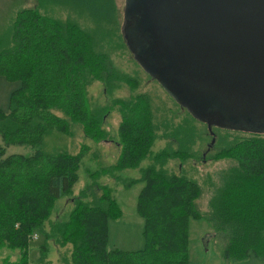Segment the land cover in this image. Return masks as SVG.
<instances>
[{
    "label": "trees",
    "instance_id": "1",
    "mask_svg": "<svg viewBox=\"0 0 264 264\" xmlns=\"http://www.w3.org/2000/svg\"><path fill=\"white\" fill-rule=\"evenodd\" d=\"M54 1L41 0L35 9L17 10L0 29V74L20 81L10 94L9 110L0 109V133L5 141L24 142L33 148L28 154H6L5 145L0 144V264H30L29 253L36 247V264H49L46 254L50 243L59 247L61 254L68 251L72 264H189L191 216L204 217L212 225L222 242L223 257L240 260L253 252L264 259V132L246 130L248 134L238 136L243 129L218 126L216 130L206 124L205 133L211 130L215 135L214 146L237 162L210 196L208 209L199 212L198 180L182 166L175 171L166 164L174 157H206L194 150L197 128L192 127L194 134L188 140L192 150L187 142L185 145L173 138L175 148L168 145L151 152L159 127L175 129L180 137L183 128L181 122L178 126L170 122L171 116L182 117L178 110L165 111L160 118L151 92L137 93V102L132 96L115 98L129 108H120L118 132L123 146L117 163L110 167L112 172L137 167L150 156V163L140 169L138 177L126 181L117 177L125 186L142 182L136 207L144 219V246L107 248V220L120 216L121 211L114 187L100 184L96 178L71 197L68 213L50 218L55 200L71 193L83 153L43 147L49 125L65 121L48 109L80 120L87 136L104 138L106 132L100 124L109 108H91L87 86L98 80L111 89L117 79L133 80L113 65L109 50H104L103 27L117 25L111 1L78 0L86 5L88 15L94 5L105 2L106 20L93 24L55 16L47 10V3ZM120 37L122 40V31ZM184 77L186 89L201 88L203 95L209 92L211 86L204 75ZM63 258L68 260L65 254Z\"/></svg>",
    "mask_w": 264,
    "mask_h": 264
},
{
    "label": "rangeland",
    "instance_id": "2",
    "mask_svg": "<svg viewBox=\"0 0 264 264\" xmlns=\"http://www.w3.org/2000/svg\"><path fill=\"white\" fill-rule=\"evenodd\" d=\"M39 1L41 3V0H0V29L7 24L9 18L14 16L17 10L21 8L35 9ZM110 1L112 3L111 6L114 11L113 16L116 18L117 25L113 26V24L107 23L103 27L102 42L106 45L104 47L105 49H103L107 52L109 50L108 55L113 65L133 78V80L124 81L122 79H117V81H115L116 84H114L111 89L105 87L104 84L98 80L88 84L86 91L89 106L93 109L96 107L109 108L100 124V127L106 132V137L104 138L94 139L91 136H87L84 131V124L81 123L80 120L72 119L70 116L65 115V113L54 110V108L48 109L49 112L55 111L57 115L64 117L65 121L59 120L49 125L51 129L47 135H44L43 147L48 150L66 149L71 152L81 151L83 153V155L80 156V163L77 168L78 178L73 184L71 193L55 200L54 209L50 214V218L55 216V219H57V217H61V214L68 213L72 208L71 197L78 194L81 188H84L88 183L92 182L93 178H96L100 184L114 187V195L121 211L120 216L107 220V248L137 249L143 247L146 242L143 233L144 219L136 207L137 195L142 186V182L135 181L125 186L124 182L118 180L117 177L120 176L121 178L119 179L124 178L123 180L125 181L129 180L128 178L138 177L140 175V169L150 163L151 159L150 156H146L140 161L137 167H127L121 170L115 169L113 172L111 169L110 171L111 165L117 163L121 147L123 146L119 140L118 132V126L122 120L120 108L122 111H126L129 108L120 101H116L115 98L124 99L132 96L135 102H137L139 99L136 98L137 93L151 92L152 102L156 107L154 110L158 111L160 118L165 111L172 112L178 110L179 114L182 115L180 119L171 116L172 119L170 120V122L176 126L180 125L179 122L183 124V128H181V137L178 136L175 129L159 127L157 137L151 145V152L153 153L168 145L175 148L177 144L173 143V138L178 139V141L186 145L189 136L194 134L191 132L192 127L197 128L195 132L194 150L198 154L202 152L203 155L206 156L204 157L206 159L193 156L181 160L180 158L174 157L168 159L166 164L175 171H178L179 167L182 166L186 174L198 180L199 193L196 198V208L199 212L208 209L210 196L223 182V176L229 167L236 164L237 160L228 153L220 152V147L214 146L215 135L211 130H207L205 133L207 128L206 124L209 128H211V126L212 128L220 126L218 124L220 122L219 117L217 118L215 116V112L218 115V110L216 108L212 110V113H202V118L192 117V119L190 116L196 114L189 110L185 104L180 103L176 99V94H173L168 88H164L162 84L154 78L158 74L153 70L143 67L145 60L143 58L142 49L146 46L144 41V37L146 36L142 32L145 30H143L144 28L141 26L143 22L141 14L138 15L134 13L133 16L130 15V10L128 8L133 1ZM197 1L200 3L204 2V0ZM47 6V10L49 12L51 11L55 16L70 17L75 20L76 23L80 24L98 23L95 20L102 22L107 18L103 10V7L106 6L104 1L98 2L96 4L97 7H95V5L92 7L93 12L91 15H88L86 5L79 3L78 0H56L54 2H48ZM182 16L185 17L184 14ZM196 26L200 29H207L204 23L199 24L198 22ZM121 31L123 36L122 40L120 37ZM206 52L215 59L214 54L211 53L209 48L206 49ZM204 61L203 58L199 64L198 78H201L208 70V65L206 62L204 63ZM177 75L185 82V77L183 78V76L186 75L185 69L180 71ZM19 84V80L9 79L5 75L0 74V109L4 111L9 110L10 94ZM193 85L194 87L197 86L195 81H193ZM210 86L207 94L212 92L217 93L218 89L215 88L216 85ZM191 89L194 96L197 94L204 97L201 88H196L195 90L193 88ZM215 107H217L216 104ZM44 121L47 122L46 120ZM210 122L211 125L209 126ZM61 124L64 125L62 129L60 128ZM251 125L253 126L252 129L264 131V121H254ZM215 129L217 130V128ZM201 130L203 132H200ZM247 131L241 130L237 134L238 136H245L249 133ZM198 135L200 137H197ZM168 136L171 137L167 138ZM0 144L5 145L6 154H28L33 151V148L28 143L5 141L1 133ZM187 147L192 150L189 143ZM179 162H182V165H180ZM102 169L104 171H101ZM36 235L39 236L38 234ZM35 238L33 239L35 240ZM34 246H37V244H34ZM187 247L189 252V264H264V259L253 252H251L247 258L240 260L223 257L221 255L223 248L222 242L218 241L215 230L204 217H189ZM29 254L30 264H36V259L39 256L38 248H32ZM64 254L66 255V259L70 262V254L68 251L61 254V249L54 243H50L49 249H47L46 260H49V264H72L63 258Z\"/></svg>",
    "mask_w": 264,
    "mask_h": 264
},
{
    "label": "water",
    "instance_id": "3",
    "mask_svg": "<svg viewBox=\"0 0 264 264\" xmlns=\"http://www.w3.org/2000/svg\"><path fill=\"white\" fill-rule=\"evenodd\" d=\"M131 1L130 15L141 14L145 30L143 67L158 74L164 88L196 118L216 108L220 126L264 132L251 125L264 121V0ZM203 58V78L218 90L194 96L177 74L185 69L195 76Z\"/></svg>",
    "mask_w": 264,
    "mask_h": 264
}]
</instances>
